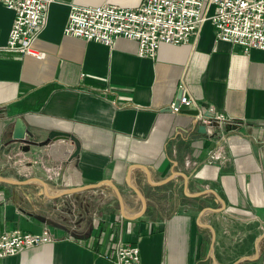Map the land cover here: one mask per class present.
<instances>
[{
	"label": "crops",
	"instance_id": "crops-1",
	"mask_svg": "<svg viewBox=\"0 0 264 264\" xmlns=\"http://www.w3.org/2000/svg\"><path fill=\"white\" fill-rule=\"evenodd\" d=\"M141 1L53 0L33 41L39 57L0 50V175L37 178L0 182V235L47 229L53 238L0 264H116L120 244L138 247L139 264H213L212 255L231 264L254 254L264 230V50L245 53L215 39L208 19L187 42L161 43L153 58L138 56L133 39L108 46L63 35L72 4ZM12 19L0 1V48ZM179 93L197 115L169 110ZM215 115L230 122H214ZM17 117L38 141L53 128L71 131L79 155L66 162L48 146L24 149L12 140ZM130 165L131 183L146 201L137 219L122 217L106 183L64 193L110 179L124 214L135 215L141 202L125 181ZM144 168L152 184L183 173L185 190L180 175L150 185ZM204 207L223 209L200 214ZM238 264H264V237L257 259Z\"/></svg>",
	"mask_w": 264,
	"mask_h": 264
},
{
	"label": "built area",
	"instance_id": "built-area-1",
	"mask_svg": "<svg viewBox=\"0 0 264 264\" xmlns=\"http://www.w3.org/2000/svg\"><path fill=\"white\" fill-rule=\"evenodd\" d=\"M13 11V19L3 51L39 57L33 41L46 23L47 7L53 0H0ZM210 20L215 39L239 46L264 50V0H142L135 7L102 3L95 6L70 5L63 35L96 41L108 46L117 38L137 41V55L153 58L161 43L188 41L199 26ZM179 104L191 106L182 95ZM171 112L179 105L171 101ZM214 117V116H213ZM218 122H230L215 115ZM53 241L47 229L39 233L20 230L0 235V259ZM116 264H139L137 246L120 244L115 248Z\"/></svg>",
	"mask_w": 264,
	"mask_h": 264
},
{
	"label": "water",
	"instance_id": "water-1",
	"mask_svg": "<svg viewBox=\"0 0 264 264\" xmlns=\"http://www.w3.org/2000/svg\"><path fill=\"white\" fill-rule=\"evenodd\" d=\"M180 96H181V93L178 94L177 99L175 100V104L179 105V111H181V112L184 111V112H187L191 115H197L198 110L195 107L179 104ZM203 115H204V118H206V119H209V120L213 119L212 113H204ZM214 122H217V121L215 120ZM35 138H37L36 135L33 132L27 130L23 120L20 117H17L14 120L12 140L15 142L18 141V142L22 143L24 146V149H29V147H31V146H33V147L48 146L50 150H54V149L57 150L59 159L66 161V162L72 161L80 153V149H81L80 141L74 135V133H72L71 131H68L65 129L53 128V129H50L49 131H47V133L44 135V137H42L43 139H41L40 141L36 140ZM132 167H136V166L130 165L127 168L126 175H125V177H126L125 181H126L127 186L134 192V194L138 197V199L141 202V209L135 215L128 216V215L124 214L125 206H124L122 195H121L119 189L117 188V186L113 183V180H110V179H103V180L97 181L96 183L86 185L85 187H82L80 189H78V188L69 189L64 193H73V192L80 191V190L94 189V188L106 183L113 189V191L117 197L122 217L124 219H127V220L137 219L140 216H142L143 213L145 212L146 201H145L144 196L141 194V192L135 186H133V184L131 183L130 169ZM144 173H145L147 182L153 186L162 185V184L166 183L167 181H169L173 176L180 175L184 179V190L186 188L185 185H186V181H187V176L184 175L183 173H180L177 171H172L170 173V175H168L161 182L156 183V184H152L149 182L148 171L145 168H144ZM33 179H37V178L36 177H29V178H25L22 180H15V179H10V178H7V177L0 175V182H4V183H8V184H25V183L29 182L30 180H33ZM39 183L45 191V189H46L45 183L42 181H39ZM209 192H211L212 194H214L216 196V194L214 193L213 190H209ZM203 193L204 192H199L193 196H197V195H200ZM221 204H222V206L224 205L223 202H221ZM207 209L221 211L223 208L213 209L211 207H204L200 210V214L203 213ZM205 226L210 228L211 233H212V242H213L215 239V232H214L213 228L211 227V225L205 224ZM263 237H264V230L260 234H258L254 239V242H253L254 254L252 256H249V255L240 256L236 260H234L231 264H238L243 260H247V261H251V262L255 261L258 257V254H259V242L261 241V239ZM211 249L213 250V244L211 245ZM212 259H213V264H217L213 258V255H212Z\"/></svg>",
	"mask_w": 264,
	"mask_h": 264
}]
</instances>
